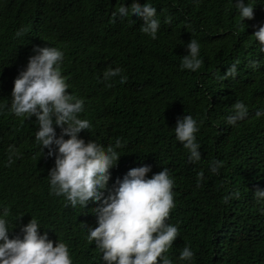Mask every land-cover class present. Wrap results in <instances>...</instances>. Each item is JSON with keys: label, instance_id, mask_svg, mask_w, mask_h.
<instances>
[{"label": "trees", "instance_id": "obj_1", "mask_svg": "<svg viewBox=\"0 0 264 264\" xmlns=\"http://www.w3.org/2000/svg\"><path fill=\"white\" fill-rule=\"evenodd\" d=\"M97 1L99 11L92 18L99 22L102 43L117 49L119 56L124 54L120 63L127 66V71H122L127 75L125 83L114 77L112 87L103 81L92 92L93 99L106 102L114 96L116 86L125 85V113L96 119L91 99L87 102L91 131L101 138L103 146L117 139L122 143L118 150L122 156L110 170L109 188L118 179L112 170L149 166L155 158L161 171L167 168L175 180V207L168 222L178 226L179 236L166 253L173 264H264V203L254 199L257 189L264 190V118L255 116L257 109H264V59L252 37L259 25L251 24V19L243 24L233 0ZM133 1L157 9L156 18L161 22L157 39L141 33L136 19L111 17V11ZM263 1L250 0L254 16L261 11ZM13 6L12 0H0V31L5 30V24L16 28L23 23L22 14ZM81 13L78 8L64 13L63 33L48 28L45 37L65 43L84 19L78 17ZM192 39L201 45L203 63L197 72L180 67ZM234 63L237 76L221 80ZM20 65L21 59L0 33V209H7L13 226L21 216V225L32 217L38 221L47 218L72 236L67 238L72 239L75 264H99V255L93 253L95 245L87 240V226L98 205L86 209L66 206L63 197L49 194L46 183H33L40 174L23 173L15 159L8 165L9 145L22 141L31 131L29 120L9 116L4 108L7 89L14 87L11 80L17 78ZM134 82L139 97L133 90ZM237 100L246 104L249 115L232 127L226 120ZM184 115L199 123L196 135L202 156L196 163L175 140L174 127ZM213 160L222 162L218 175L210 171ZM30 183L24 200L19 192ZM233 193L236 195L225 201ZM18 228L10 238L20 235ZM186 245L194 257L179 261Z\"/></svg>", "mask_w": 264, "mask_h": 264}, {"label": "clouds", "instance_id": "obj_2", "mask_svg": "<svg viewBox=\"0 0 264 264\" xmlns=\"http://www.w3.org/2000/svg\"><path fill=\"white\" fill-rule=\"evenodd\" d=\"M12 2L13 10L22 14L23 23L16 28L5 24V30L0 33L12 45L21 65L17 78L11 80L14 87L7 89L4 108L9 116L29 120L31 131L22 141L9 145L8 165L15 159L23 173L40 174V179L33 183H46L49 194L63 197L66 206L86 209L98 205L93 209L91 225L87 226V240L95 245L93 253L99 255V264H173L166 253L179 236L178 226L168 222L175 207L174 178L167 168L161 171L159 162L153 158V165L112 170L118 179L109 188L110 170L122 156L118 151L122 143L117 139L105 148L101 138L91 131L86 117L89 99L96 119L114 118L126 111V99L122 95L125 85L116 86L114 96L106 102L92 98V92L101 82L106 81L112 87L114 77L123 84L127 76L122 73L127 71V66L120 63L124 54L119 56L117 49L102 43L99 22L92 18L99 11L98 1ZM233 2L242 23L251 19V24L259 25L252 37L264 59V1L255 16L250 0ZM74 8L82 11L78 17L84 19L66 42L45 37L48 28L63 33V14ZM156 15L155 7L138 1L111 11L114 19H136L140 32L153 40L161 28ZM235 27L238 29L239 25ZM200 48L196 39L186 45L188 54L182 57V70L197 72L201 68ZM236 76L234 63L220 79ZM132 87L139 97L136 82ZM248 115L246 104L237 100L226 123L236 127ZM255 116L264 118V109H257ZM199 130L198 121L191 115L179 117L174 127L175 140L187 150L193 163L202 156L196 135ZM222 167L218 160L210 163L213 174L218 175ZM33 183L20 190V198L25 200ZM234 195L226 196L225 201ZM254 199L264 203V190L257 189ZM8 215L7 209H0V264H75L77 258L70 247L72 239L67 238L71 235L64 228L52 225L47 218L38 221L34 217L21 225L23 216L13 226ZM17 227L20 235L10 238ZM193 257L194 252L186 245L180 251L179 261H192Z\"/></svg>", "mask_w": 264, "mask_h": 264}]
</instances>
